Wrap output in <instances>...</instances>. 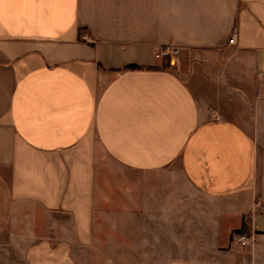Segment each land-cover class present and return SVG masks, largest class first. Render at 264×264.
Masks as SVG:
<instances>
[{
    "label": "crops",
    "instance_id": "obj_1",
    "mask_svg": "<svg viewBox=\"0 0 264 264\" xmlns=\"http://www.w3.org/2000/svg\"><path fill=\"white\" fill-rule=\"evenodd\" d=\"M97 259L264 264V0H0V264Z\"/></svg>",
    "mask_w": 264,
    "mask_h": 264
},
{
    "label": "built area",
    "instance_id": "obj_2",
    "mask_svg": "<svg viewBox=\"0 0 264 264\" xmlns=\"http://www.w3.org/2000/svg\"><path fill=\"white\" fill-rule=\"evenodd\" d=\"M84 40L91 41V38L89 35H85ZM235 35L232 36L231 42H234ZM180 53V49L178 46L175 45H165L162 46L157 52H156V58L163 59L167 56L170 57H176ZM256 235L253 232L245 231L243 233H240L239 235H236L234 237V240L241 243L243 246H252L255 243Z\"/></svg>",
    "mask_w": 264,
    "mask_h": 264
},
{
    "label": "rangeland",
    "instance_id": "obj_3",
    "mask_svg": "<svg viewBox=\"0 0 264 264\" xmlns=\"http://www.w3.org/2000/svg\"><path fill=\"white\" fill-rule=\"evenodd\" d=\"M85 35H87V34H84V33L81 34V39H82L83 41H86V40H84ZM161 60H164V64H163V65H164L165 67L173 68L172 57L167 56V57H165V58H163V59H161ZM114 260H115L117 263L121 264V259H114ZM94 264H107V263H106V259H97V262L95 261Z\"/></svg>",
    "mask_w": 264,
    "mask_h": 264
},
{
    "label": "trees",
    "instance_id": "obj_4",
    "mask_svg": "<svg viewBox=\"0 0 264 264\" xmlns=\"http://www.w3.org/2000/svg\"><path fill=\"white\" fill-rule=\"evenodd\" d=\"M137 65L136 64H130V65H128L127 67H129V68H134V67H136ZM246 231V226L245 225H243V228L240 230V233H243V232H245Z\"/></svg>",
    "mask_w": 264,
    "mask_h": 264
}]
</instances>
